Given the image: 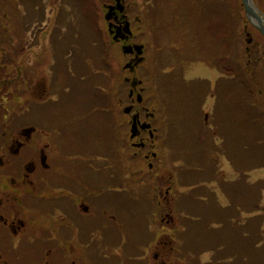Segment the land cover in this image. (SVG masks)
Instances as JSON below:
<instances>
[{
  "label": "flooded vegetation",
  "instance_id": "flooded-vegetation-1",
  "mask_svg": "<svg viewBox=\"0 0 264 264\" xmlns=\"http://www.w3.org/2000/svg\"><path fill=\"white\" fill-rule=\"evenodd\" d=\"M63 1L0 0V7H9L4 17L13 11L56 20ZM76 1L94 18L107 55L101 63L108 69L89 65L79 75L84 83L105 76L96 92L103 105H87L83 96L75 106L79 92L70 80L55 91L59 75L44 77L24 55L49 25L19 36L9 57L0 46V264H115L118 255L126 264H179L173 140L196 139L236 115L239 96L225 82L240 76L242 54L253 66L262 59L264 36L242 0L230 8L229 30L230 0H168L166 12L162 0ZM253 2L264 27V0ZM204 37L209 47L199 52ZM112 48L120 70L106 53ZM166 85L179 92L169 97ZM53 109L59 119L52 126ZM21 111L29 119L12 126Z\"/></svg>",
  "mask_w": 264,
  "mask_h": 264
},
{
  "label": "rangeland",
  "instance_id": "rangeland-1",
  "mask_svg": "<svg viewBox=\"0 0 264 264\" xmlns=\"http://www.w3.org/2000/svg\"><path fill=\"white\" fill-rule=\"evenodd\" d=\"M65 1H66L64 2L65 9L63 8L64 14H61V16L58 15V17L59 16L60 17L56 18V20H53L54 18L52 17V15H49L47 17H38L32 14L31 16L30 15L24 16L22 15V13H19V12L15 13L13 11L9 12L7 17H4L3 14L5 13V10L8 9L9 7L7 8L0 7L1 9L0 10V30L2 29V34L4 36L3 37L2 35H0V46L2 49H5L7 57H9L7 50L15 51V48H17L16 45H17V42L19 41V36L28 37L33 31V27L44 25V24L49 25V28L51 30L48 33L49 35L48 36H45L44 34L38 35L37 38L35 39V42H33L31 49L29 50L28 48L24 55L31 56V60H34V59L36 60V63H38L41 66V68H43L42 74L44 73V77L48 76L50 79V77L59 75L58 76L59 82L57 83L55 91L59 89L58 86L61 83L67 82V85L69 86V80L74 89L78 88V83L76 80L78 79L81 80V77L79 76L80 73L86 72L78 64V60L80 58H82L81 62L83 61L85 65L87 66L94 65L92 69L96 68L98 70L97 72H100V69L104 67V64L101 62L103 61V58H106L107 56L105 55L103 57L104 54L102 55L101 53L102 46L98 39V33L93 31V25L95 24L94 18L92 20L90 16H87L86 12H85L86 14L85 16L84 11L77 7L78 2L76 0H65ZM236 3H237L236 0H230L229 3L228 2L225 3L224 10L228 11L230 14V17L227 14L225 16L226 30H229L230 27L233 28L232 25L235 24V21L231 17L230 8L232 9ZM167 5H168V0H162L161 5L159 6L160 10L162 12H166V9H163V8H167ZM70 11H72L73 14H69ZM68 14L71 16H68ZM156 16H160V14L157 13ZM212 21H213V17L211 14H209L205 18L204 24L208 27L209 25H211ZM69 22H73V23H69ZM167 23H169V21ZM82 36L86 37V39H84L83 41H80V39H82L81 38ZM208 47H209V42L204 37L202 39V43L198 51L199 52L205 51L207 50ZM210 47L213 49L212 44L210 45ZM106 53L108 54L109 58L110 57L112 58V63L120 70V67L123 61L122 60L115 61L116 58L118 57V50H115L112 48ZM58 60H61V63H59V65L56 66V63L58 62ZM103 69H108V67H104ZM191 69H193V67ZM249 72H250V75L246 72L249 77L245 76L244 78L249 80L250 87L256 90V93H255L256 96L257 94L258 95L260 94V91L262 92V94H260L259 100L264 105V52H263L262 59L256 63V66L254 68V74L252 75L250 68H249ZM98 74L99 75L98 77H96V82L94 78H92V83H84L81 80L82 86H84V88H83V91L81 90L78 91L79 93L81 92L82 93L80 96L78 95V98L75 102L76 104L75 106H79L78 104H82V100L80 98L83 96L89 99L88 102L85 101L87 105L89 104V102H91L96 107H99L104 104V98L100 96L99 93L96 94V92H97L98 86H101L103 88L105 87V85L103 84L100 85L102 78L105 79V76L100 75V73ZM71 75L72 76L76 75L74 76L75 80H71L70 78ZM54 88H55V84L50 85V89H54ZM239 88H240V95H241V87L239 86ZM165 91L169 97H172L174 94H177L179 92L177 91V87L174 85H166ZM60 98L62 101L66 102L64 98V94L61 95L59 99ZM53 105L56 109L58 107L57 101L54 102ZM55 109H53L54 113L50 116V118L49 119L47 118L50 121V125L52 126L55 123H57L59 119V116H57L56 120L52 119V116L55 113L57 114ZM73 109L74 108H72V110ZM26 117L27 119H29V114L27 113L26 115L24 111H21L19 115L13 118L14 120L11 122V125L15 126L17 123H20ZM34 119H40V117H35ZM94 122H95V126L99 127L98 116L94 119ZM90 123L91 121L87 119V124H90ZM50 125H49V128H50ZM89 127H90V133L92 136L97 135L98 137V135H100V132H98V130L96 132L94 127H92V125H89ZM183 137L185 136L183 135ZM186 147L190 149L189 151H190L191 159L188 162L192 163V165H197L200 163V161H203V155H199L198 153H196V150H199L200 148L196 146V143L194 142V140L188 141L186 144ZM253 155H254V150L251 154L248 155L252 158L251 161L254 160ZM173 158L175 160L178 158H181L178 150L176 152V156L174 153ZM224 163H226V161L223 160L221 168L223 167L225 169L230 170V175H231L232 169L230 168V164H228V167H227L226 165H224ZM249 175H251V177L255 180L264 179V168H255L250 171ZM200 176L201 174L196 172L193 176V180L197 179ZM204 177L206 176H202L199 179H197V182L204 180ZM263 197H264V194H263ZM263 203H264V200H263ZM208 205L212 206L213 208L215 206L214 204H208ZM210 208L206 207L202 210V213H204V216L201 218V222L199 223L198 227H195V224H194L190 226L189 229L187 228L188 231L186 230L185 232L186 234L185 237L188 240L196 239L194 241H191L188 244L189 246L188 248L191 251L205 249L206 247L209 246V242H211L215 238L214 231L208 230V229L204 231V229L210 225L208 224L210 218L205 217V214ZM230 213L231 212H229L228 215ZM254 215H256V213ZM137 217H138L137 215H134V219H137ZM219 228L221 232H224L227 234L230 232L229 230H226L223 226H219ZM263 228H264V223H263ZM142 230L148 231V228L146 227L145 224H142ZM231 240L234 241L235 245H238V246L241 245V248H245L249 250L251 249L248 244H245V245H242L239 243L237 244V241L233 237H231ZM113 255L114 254H112V256ZM127 258H128L127 256L118 255L116 256L115 264H126L125 262ZM203 259L207 260L208 257L204 255ZM129 261H130V264H132L130 259Z\"/></svg>",
  "mask_w": 264,
  "mask_h": 264
},
{
  "label": "trees",
  "instance_id": "trees-1",
  "mask_svg": "<svg viewBox=\"0 0 264 264\" xmlns=\"http://www.w3.org/2000/svg\"><path fill=\"white\" fill-rule=\"evenodd\" d=\"M81 38V41L86 39L84 36ZM81 60L82 58L78 60L80 67L87 66ZM77 83V90L83 91L84 86H82V82L78 81ZM239 85L241 87V95L240 88L237 87L239 101L234 102L237 103V107L235 108L237 111L236 115L232 118L231 114L229 121L225 120L227 124L231 123L236 127H227V130L223 134L224 142L221 149V153L230 160L232 169L238 175V181L230 182L232 191L228 195V204L222 207L216 202L214 208L210 205L206 206L201 189L207 188L213 190V186L204 184L201 185L200 191L192 194L187 199V205L182 207L190 217H199L200 219L204 216V213H202L203 207H212L205 214L206 218H210L208 222L210 225L204 231L206 229L214 231L215 238L204 249L211 253V260L205 264H264V233L262 232L264 231L262 230L264 221V203H262L264 179L250 183L247 182V173L249 171L255 168H264V106L259 100L262 92L260 91V94L256 96V90L250 87V82L244 78L243 73ZM81 93L78 95L80 96ZM78 95L75 97V101ZM80 99L82 100V97ZM236 99L238 100V97ZM210 141L212 142L209 143L207 152L211 159L210 155L215 154V151L212 153L216 148V145L213 143L215 138ZM194 142L198 148H203L201 141ZM184 148L186 149L185 146ZM253 150L254 160L251 161L252 158L248 155ZM186 153L187 149L183 154L184 158L186 157ZM210 172L211 169L206 173ZM217 181H219V177H217ZM239 187H241L242 191L241 198L238 197ZM250 191H253L255 194V200L251 197V202ZM229 212L231 213L228 215ZM255 212V221L253 222L254 216L252 213ZM248 214H252V216ZM228 218H231L232 222L233 220L236 222L234 218L240 220L241 225H239V230L237 226L231 225ZM219 226H223L230 232L228 234L221 232ZM230 236L235 238L237 244H248L251 249L235 245ZM183 258L188 264H203L201 263L199 254L191 256L189 252H186Z\"/></svg>",
  "mask_w": 264,
  "mask_h": 264
},
{
  "label": "water",
  "instance_id": "water-1",
  "mask_svg": "<svg viewBox=\"0 0 264 264\" xmlns=\"http://www.w3.org/2000/svg\"><path fill=\"white\" fill-rule=\"evenodd\" d=\"M242 1L245 6V12H246L247 17L249 18L250 21H252V19L257 21L256 26L260 29V31L264 35V27L261 25V19L259 15L256 13V11L252 7L251 0H242ZM253 24L255 25L254 22Z\"/></svg>",
  "mask_w": 264,
  "mask_h": 264
}]
</instances>
